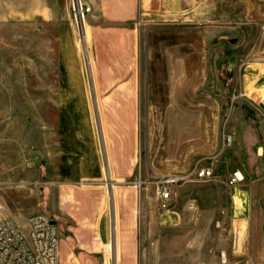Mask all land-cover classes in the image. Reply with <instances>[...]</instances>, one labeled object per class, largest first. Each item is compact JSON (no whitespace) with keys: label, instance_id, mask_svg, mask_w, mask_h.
Listing matches in <instances>:
<instances>
[{"label":"rangeland","instance_id":"374dc122","mask_svg":"<svg viewBox=\"0 0 264 264\" xmlns=\"http://www.w3.org/2000/svg\"><path fill=\"white\" fill-rule=\"evenodd\" d=\"M66 1L71 11V0H46L57 12ZM151 1L138 24L135 172L118 182L107 167L99 183L80 184L97 225L107 219V234L89 240L78 232L84 207L59 198L43 162L59 117L57 23L40 14L44 0H0V212L51 216L70 264H264V0ZM92 11L84 40L71 22L102 131ZM206 165L212 178L191 177L159 201L153 181ZM233 169L246 175L236 187Z\"/></svg>","mask_w":264,"mask_h":264},{"label":"crops","instance_id":"0c3cea01","mask_svg":"<svg viewBox=\"0 0 264 264\" xmlns=\"http://www.w3.org/2000/svg\"><path fill=\"white\" fill-rule=\"evenodd\" d=\"M86 1L93 8L94 80L102 131L93 114L91 81L73 38V22L67 1L59 12L53 10L52 4L46 0L39 6L40 14L58 26L59 117L53 125L50 143L47 141L43 147L44 168L49 172L50 183L54 190H58L59 198L65 203L73 204L74 201L83 207L87 204L88 190L80 184L99 183L107 167L118 182L128 179L135 172L142 109L138 24H143L144 15L152 2ZM96 214L85 207L80 210L81 227L78 232L82 239L93 240L99 232L101 236L107 234V219L101 218L97 225ZM0 216L23 222L30 215L0 212ZM63 240L62 264H70L65 255L62 258L67 244ZM80 245L83 254L95 251L90 242L81 241Z\"/></svg>","mask_w":264,"mask_h":264},{"label":"built area","instance_id":"2783aa9c","mask_svg":"<svg viewBox=\"0 0 264 264\" xmlns=\"http://www.w3.org/2000/svg\"><path fill=\"white\" fill-rule=\"evenodd\" d=\"M91 6L85 0H71V16L80 32ZM215 175L212 165H206L189 175H165L153 181L160 202L173 200V186L191 177L205 180ZM227 184L236 187L246 181L245 173L233 169L227 173ZM142 181H140L141 184ZM0 264H62L61 238L55 219L43 212L27 217L23 222L0 216Z\"/></svg>","mask_w":264,"mask_h":264},{"label":"bare ground","instance_id":"6f19581e","mask_svg":"<svg viewBox=\"0 0 264 264\" xmlns=\"http://www.w3.org/2000/svg\"><path fill=\"white\" fill-rule=\"evenodd\" d=\"M80 29H81V36H82L81 38H82V40H84L86 38V34H87L86 21L81 23ZM262 94L264 95V92Z\"/></svg>","mask_w":264,"mask_h":264}]
</instances>
